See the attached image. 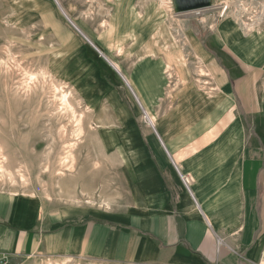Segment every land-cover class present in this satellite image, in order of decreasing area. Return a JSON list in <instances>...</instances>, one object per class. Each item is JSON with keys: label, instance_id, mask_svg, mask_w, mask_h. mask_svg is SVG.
<instances>
[{"label": "rangeland", "instance_id": "rangeland-1", "mask_svg": "<svg viewBox=\"0 0 264 264\" xmlns=\"http://www.w3.org/2000/svg\"><path fill=\"white\" fill-rule=\"evenodd\" d=\"M263 83L264 0H0V195L128 215L174 185L164 148L189 184L195 159L263 177Z\"/></svg>", "mask_w": 264, "mask_h": 264}, {"label": "crops", "instance_id": "crops-1", "mask_svg": "<svg viewBox=\"0 0 264 264\" xmlns=\"http://www.w3.org/2000/svg\"><path fill=\"white\" fill-rule=\"evenodd\" d=\"M204 61L222 81L217 66ZM164 150L173 165L169 170L174 185L151 190L148 208L137 195L128 215H103L86 205L68 204L59 205L52 214L39 198L0 195V253L20 264L39 259L263 264L264 208H255V200L264 202V193L258 192L264 180L263 162L247 157L227 162L190 160L185 166L190 170L184 171L189 184L177 161Z\"/></svg>", "mask_w": 264, "mask_h": 264}, {"label": "water", "instance_id": "water-1", "mask_svg": "<svg viewBox=\"0 0 264 264\" xmlns=\"http://www.w3.org/2000/svg\"><path fill=\"white\" fill-rule=\"evenodd\" d=\"M173 2L177 14L203 11L211 6V0H173Z\"/></svg>", "mask_w": 264, "mask_h": 264}, {"label": "built area", "instance_id": "built-area-1", "mask_svg": "<svg viewBox=\"0 0 264 264\" xmlns=\"http://www.w3.org/2000/svg\"><path fill=\"white\" fill-rule=\"evenodd\" d=\"M184 186L188 189V182L186 180H182ZM0 264H13L12 263V256L0 253Z\"/></svg>", "mask_w": 264, "mask_h": 264}, {"label": "bare ground", "instance_id": "bare-ground-1", "mask_svg": "<svg viewBox=\"0 0 264 264\" xmlns=\"http://www.w3.org/2000/svg\"><path fill=\"white\" fill-rule=\"evenodd\" d=\"M69 21V20H68ZM70 22V21H69ZM73 24V23H72ZM71 24V25H72ZM73 26V25H72ZM75 28V27H74ZM90 40V39H89ZM103 57V56H102ZM108 62H109V64H111L112 66H113V68L116 70H118V68H117V66L115 65V64H113L111 61H109L108 60ZM164 64V63H163ZM160 65H162L161 63H160ZM166 67H168L169 68V65H163L161 68H160V72H162V71H164L165 69H166ZM198 67V66H197ZM116 70V71H117ZM166 73V72H165ZM169 77V76H168ZM203 84V83H202ZM60 99L66 104V95H64V94H62L61 95V97H60ZM141 106V105H140ZM144 111V110H143ZM152 122V121H151ZM154 125V123L152 124V126ZM71 152V151H70ZM3 173V172H2ZM5 173V172H4Z\"/></svg>", "mask_w": 264, "mask_h": 264}]
</instances>
